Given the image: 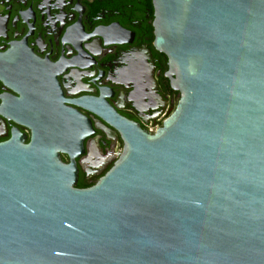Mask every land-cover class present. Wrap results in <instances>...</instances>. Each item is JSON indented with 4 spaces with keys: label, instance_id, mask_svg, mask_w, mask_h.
I'll use <instances>...</instances> for the list:
<instances>
[{
    "label": "water",
    "instance_id": "95a60500",
    "mask_svg": "<svg viewBox=\"0 0 264 264\" xmlns=\"http://www.w3.org/2000/svg\"><path fill=\"white\" fill-rule=\"evenodd\" d=\"M179 104L94 188L68 126L0 144V264H264V0H152ZM63 150V149H62Z\"/></svg>",
    "mask_w": 264,
    "mask_h": 264
},
{
    "label": "flooded vegetation",
    "instance_id": "af4514ba",
    "mask_svg": "<svg viewBox=\"0 0 264 264\" xmlns=\"http://www.w3.org/2000/svg\"><path fill=\"white\" fill-rule=\"evenodd\" d=\"M154 21L152 0H0V144L66 124L60 160L94 188L125 149L112 116L153 135L181 99Z\"/></svg>",
    "mask_w": 264,
    "mask_h": 264
}]
</instances>
